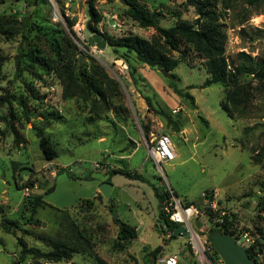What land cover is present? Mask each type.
Wrapping results in <instances>:
<instances>
[{"label":"rangeland","instance_id":"rangeland-1","mask_svg":"<svg viewBox=\"0 0 264 264\" xmlns=\"http://www.w3.org/2000/svg\"><path fill=\"white\" fill-rule=\"evenodd\" d=\"M133 1L149 14L158 16L163 27L178 20L193 22L198 16L192 0ZM210 2L225 36L224 54L236 62V53L244 51L255 63L264 64V2L256 5L244 0ZM94 7L99 16L95 27L101 36L132 33L158 42L155 30L141 27L130 18L124 3L96 0ZM88 9L86 0H0L3 28L0 32V264H33L29 256L19 260L16 239L5 232L2 216L18 220L17 234L27 245L43 251H48L51 244L43 241L40 234L65 235L73 222L81 229L91 230V250L109 264H141L138 260L141 253L137 257V252L127 247L123 251L114 248L117 225L110 211L115 208L116 217L125 214L134 223L131 212L123 209V203H131L132 197L142 196L143 192L150 209L156 212L157 199L152 188L146 182L114 174L108 178L115 189L112 198H106L98 190L99 184L107 179L104 167H92V162L101 163L105 152L117 153L124 151V146L130 147L133 141L129 137L142 130L140 121L156 135L168 132L180 153L181 164L172 166L164 162L159 169L147 162L146 167L160 189L176 192L180 201L186 197L198 203L200 214L193 221L198 234L207 235L210 228L200 193L217 189L221 197L218 211L224 210L239 227L264 236V80L240 76L247 81L248 99L228 117L219 105L224 86L221 83L202 86L207 72L203 59L193 50L189 51L191 65L179 63L169 71L174 77L166 78L132 54L127 59L116 55L108 44L103 50L87 46ZM63 36L76 48L69 54L64 52L58 59L54 46H63ZM18 46L24 51L37 49L52 68L17 69L14 55ZM63 58L70 59L71 77L60 74ZM150 70L154 71L153 79L148 75ZM82 76L93 79L104 95L92 91ZM149 83L164 90L173 84L184 89L190 86L187 90L196 101L199 115L191 108L182 110L188 116L190 130L186 139L180 130L175 131L177 119L171 117L174 113L170 112L166 118L154 108L157 102ZM64 89L72 95L64 97ZM142 94L150 97L152 105L146 104V109L138 110L135 100ZM170 99L166 104L160 98L168 106ZM200 116L209 119L207 125ZM40 128L56 149L57 156L52 159L46 158L38 146L36 131ZM256 152L261 157L259 163L252 161ZM141 160L137 153L130 168H137ZM29 180H33L32 186L23 185ZM52 184L54 190L43 199L60 209L66 208V212L40 207L29 219L27 198L40 194ZM85 198H92V204L79 206ZM155 227H159L158 216ZM170 250L177 255L176 264H202L188 235ZM41 260L43 264H91L93 261L90 255L82 253H74L69 261Z\"/></svg>","mask_w":264,"mask_h":264},{"label":"trees","instance_id":"trees-1","mask_svg":"<svg viewBox=\"0 0 264 264\" xmlns=\"http://www.w3.org/2000/svg\"><path fill=\"white\" fill-rule=\"evenodd\" d=\"M95 1L96 0H86V3L94 14V18L90 24V27L100 33L95 27V23L99 17L94 7ZM210 1L211 0H192V3L196 5V13L198 15L193 20V22H189L187 20H178L171 26L163 27L159 23L158 16L155 14H149L144 7L140 6L135 1L126 0V12L130 18L136 21L141 27H152L159 36L158 42L155 40L142 38L132 33L123 34L120 36L104 34L103 36L111 50L116 55L127 59L128 55L132 54V56H134L137 61L144 63L148 67L154 69L164 67L170 71L179 63L191 65L192 59L189 56V51L193 50L197 56L203 59L206 68L207 77L202 86L204 87L215 83H221L224 86V97L220 101L219 105L221 109L225 111L228 117H232L233 109H235L241 103H245V101L248 99L247 81L242 80L240 76L251 75L258 81L262 82L264 80V64L255 63L253 61V57L244 51H239L236 53V62L224 54L225 36L221 31V24L217 19L218 14L212 7ZM244 1L250 5H256L259 2H264V0ZM1 31H3V28L0 23V32ZM100 35L102 34L100 33ZM73 48H76V46L72 43V41L68 37L63 36V46L61 44L54 46L56 58L61 59L64 52L69 54ZM173 52H176L177 55H172ZM64 59L65 58L61 60L63 62L60 64V67L62 68L60 74L65 73L67 77H71L73 75V70L71 69L72 66L70 59H67L66 61H64ZM14 60L17 65V69L19 70L28 71L33 67L45 69L52 68L47 60L39 54L38 50L33 48L28 49V51H24L21 46H18L17 53L14 55ZM129 69L130 72L133 71L132 67ZM81 78L85 84L92 88V91L98 93L99 95H104V91L96 84L93 79H87L83 76ZM169 88L176 95L188 99L191 104L194 105V99L187 90V88H190V86L184 89L178 87L176 84H173L169 86ZM62 95L64 97H69L72 95V93L67 92L64 89ZM142 97L147 106L150 107L152 105L150 97L146 94H142ZM155 105L156 106H154V108L158 109V112L162 114L163 117L168 118V116L162 111L158 104L155 103ZM200 118L207 125L206 119L201 116ZM174 121H177L174 123L175 131L180 130L181 125L179 121ZM140 126L146 135L149 132L148 127L141 121ZM36 136L38 138V146L42 154L48 159L56 157V149L50 142V139L43 133V129H38L36 131ZM252 161L255 163H259L261 161V157L258 152L252 155ZM13 165L15 168L16 163L13 162ZM106 173L109 176L120 174L127 178L138 179L150 183L149 179L145 178L141 174L132 173L131 171L123 168H109ZM107 180L109 179L107 178ZM23 185L32 186L33 180L26 181ZM150 185L153 188V192L158 200L159 206L163 199L174 195V193H170L168 190L159 191L158 188H156L152 183H150ZM21 187L22 186H18V188ZM53 190L54 184L43 189L40 194H35L27 198L26 207L29 211V219H31V217L36 214L37 209L40 207H48L61 213L66 212V208H57L42 199L43 195L50 193ZM98 196H100V194H98ZM80 201L81 202L79 206L82 205V203H84L85 206H88L92 204L93 200L92 198H85ZM181 203L183 205L194 204L193 202L184 199L181 201ZM207 211V216L210 223V228L208 229L207 234L218 230L234 235V233L229 231L227 227L234 222L233 219H231L228 215L219 216L216 212L211 211L209 208H207ZM216 215H218L217 218H215ZM162 219L166 220L164 225L161 223ZM213 219L215 221H213ZM113 222L117 225L113 246L119 251H123L126 248L127 243L136 237V228L133 225L119 220L117 217L113 218ZM167 224L170 225V238H175L176 236L171 232V229L175 226V223H173L160 209L159 227L163 228V226ZM1 225L5 232L10 233L15 237L16 243L19 247V260H23L29 256V258L32 259L33 264H43L41 259L46 262H61L69 261L74 253H82L91 256L93 259L91 264H109L105 259L91 250L93 244L90 237L91 230L89 231L87 228L81 229L73 222L70 223L65 235L54 237L48 234H40V237L43 241H47L51 244V248L48 251H43L38 247L27 245L23 237L18 235L16 232V229L19 225L18 220L2 216ZM258 234L260 235L259 243L261 248H263L264 236L261 233ZM252 247L253 246L246 247V250L248 254L254 258ZM211 249L213 255L217 257L218 254L212 244ZM158 251V247L150 251L144 250V254L141 257L143 264H155ZM11 264H16V262H12ZM72 264L77 263L72 262Z\"/></svg>","mask_w":264,"mask_h":264},{"label":"crops","instance_id":"crops-1","mask_svg":"<svg viewBox=\"0 0 264 264\" xmlns=\"http://www.w3.org/2000/svg\"><path fill=\"white\" fill-rule=\"evenodd\" d=\"M150 71H152V72L149 73L148 75L151 79H153L154 76L152 75V73L154 74V71L153 70H150ZM148 85L150 88L152 87L151 89H152V91H154L155 100L158 103V106L162 109V111L167 116L169 115L170 112L174 113L175 116H171V117H172V119H177L179 121V123L181 125L179 133H181L183 138L186 139L190 130L187 127L188 126V116L182 110L191 108L195 113H197L199 115V110H198V107L196 106V101H194L195 103H194V107H193L191 102L188 99L179 97L172 90H170V88H168V87H167V90H164V89H158V87H156V85L154 87L150 83ZM168 90H170L172 93V94L170 93L173 97L171 99L169 98V97H171V95L170 96L168 95ZM160 98L162 100L166 101V104L168 102V99H170L171 102L169 103V106L166 104L164 105V103H162ZM135 101H136V108L138 110L146 109V103L141 96H139ZM178 104H180V106L178 107V110H174V107L177 106ZM168 107H170V110H168ZM204 118L206 119V121L208 123L209 119L206 116ZM163 133L168 134V132H163ZM159 134L156 135L153 133L152 130H149V132L145 135L143 130H139L137 132H134V134H132V136L129 137L133 141V144L130 147L124 146V148H125L124 151L117 152V153H115L114 151H108L107 153L105 152L103 154V158H102V161L100 164H101V166L104 167L103 172L107 176V178L110 177L106 173V171H108L109 168H123V169H127V170L131 171L132 173L141 174L145 178L149 179L150 183H152L156 188H158L159 191H163L162 189L159 188V184H157L156 181L154 180L155 176L148 173V171H147L148 168L146 167L147 162H150L153 167H157L155 165L152 157L150 156V154L148 152V146L150 144H152V142L155 140V138ZM169 136H170V134H169ZM170 138H171V136H170ZM171 141H172V139H171ZM172 144H173V142H172ZM173 149H174V153H175L174 159L171 161H165V162H167V163L169 162L172 166H175V165L181 164L183 161H181V159H180L181 155H180V153H178L174 144H173ZM137 153H140L142 160L139 163H137V168L131 169L130 168L131 161ZM128 179H131V178H128ZM133 180H138V179H133ZM103 181L109 182V180H107V179H104ZM138 181H141V180H138ZM141 182H145V181H141ZM146 183L152 188L150 183H148V182H146ZM114 187H115V185L112 184V188L110 191V197L111 198H112L113 191L115 189ZM130 189L133 190L135 188H133V186H132V187H130ZM215 190L217 193V199L220 200L221 197H219L217 189H215ZM152 191H153V188H152ZM135 192H136V190H135ZM202 192L203 191H201V193ZM172 193H174V196L175 195L177 196V197L175 196L176 198L180 199L179 195L176 192L172 191ZM201 193H200V197H201ZM153 195H154V192H153ZM117 196L118 195L116 194L115 198ZM43 197H44V195H43ZM43 197H42V199H43ZM135 198L132 197V199H130L131 203H129V202L123 203V205H124L123 209H126V210L128 209L131 212V215L133 216V219H134V223H130L127 220L128 216H126L125 214H122L123 216L120 218H118V215H117V218L119 220L126 222V223L129 222L128 224L133 225L136 228V233H137L136 237L134 239L130 240L127 243L126 247L129 251L131 249L134 252L136 251L137 257H138V253H141L140 254L141 256L138 257V260H141V264H143L141 257L144 254V250L150 251V250L158 247L159 251H158L157 256H156L155 264H166L164 262L163 263L158 262L157 261L158 257L159 256H167L169 254H175L172 252V250H170V247L172 245L174 247H176V245H178V242L181 240V238L183 236H176L175 238H170L171 233L169 230L166 229V225L163 226V228H159V227L156 228L155 227V218H156V216L159 217V210L161 209V204L159 206L158 200H157V211L155 212V211H153V209H150L149 204L147 202V198L145 197L143 192H142V196H137ZM183 199L190 201V202H193L194 204H198L192 200L187 199L186 197H183ZM183 199H181V200H183ZM201 202H203L202 197H201ZM218 203H220V202L218 201ZM162 220H161V223H162ZM162 225H164V224L162 223Z\"/></svg>","mask_w":264,"mask_h":264},{"label":"built area","instance_id":"built-area-1","mask_svg":"<svg viewBox=\"0 0 264 264\" xmlns=\"http://www.w3.org/2000/svg\"><path fill=\"white\" fill-rule=\"evenodd\" d=\"M148 152L158 168H161L163 162L173 160L175 153L169 134L160 133L152 144L148 146ZM100 166L101 164L99 162H92L93 168L97 169ZM27 190L26 187L25 191ZM201 197L202 203L206 208L219 213V216L228 215L224 210L218 211V199L215 189L204 190L201 193ZM161 211L175 223V225H183L186 227L188 230L187 235L191 241V247L202 264H224L219 255L217 257L213 255L211 243L207 236L205 234H198L193 228V221L200 214V210L196 205H183L178 198L171 195L169 198L167 197L162 200ZM227 227L229 231L234 233L232 236L239 245L243 246L245 249L246 247L253 246L255 261L258 262V264H264V247L261 248L259 243L260 235L250 229L239 227L235 222ZM177 259L176 254H169L159 257L157 261L166 264H176Z\"/></svg>","mask_w":264,"mask_h":264},{"label":"water","instance_id":"water-1","mask_svg":"<svg viewBox=\"0 0 264 264\" xmlns=\"http://www.w3.org/2000/svg\"><path fill=\"white\" fill-rule=\"evenodd\" d=\"M118 1L124 4L126 3V0ZM87 14L89 19L86 22L85 28L88 34L85 43L87 46H95L98 50H103L107 46V41L103 36L98 34L96 30L90 27L94 18L92 10L88 9ZM158 70L166 78H173V74L166 68L162 67ZM111 188L112 184L110 182L103 181L99 184L98 190L104 197L109 198ZM110 214L113 218H116V209L112 208ZM162 223L165 224L166 220L163 219ZM166 229H170L169 224L166 225ZM171 232L175 236H187L188 234V230L183 225H175L171 229ZM206 236L224 264H258V262L248 254L247 250L235 241L230 233L216 230Z\"/></svg>","mask_w":264,"mask_h":264}]
</instances>
